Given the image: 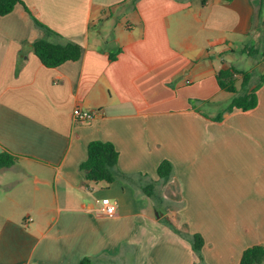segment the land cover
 <instances>
[{
  "label": "crops",
  "instance_id": "obj_1",
  "mask_svg": "<svg viewBox=\"0 0 264 264\" xmlns=\"http://www.w3.org/2000/svg\"><path fill=\"white\" fill-rule=\"evenodd\" d=\"M23 1L30 12L0 15V153L18 156L0 168V264H240L264 245V82L253 109L202 111L226 107L222 68L252 86L264 74V0ZM126 14L121 34L105 28ZM32 15L81 57L45 66ZM257 54L251 67L236 57ZM76 106L99 113L77 123ZM93 140L119 151L113 183L80 169ZM102 197L115 215L98 213ZM186 225L202 259L174 228Z\"/></svg>",
  "mask_w": 264,
  "mask_h": 264
},
{
  "label": "trees",
  "instance_id": "obj_2",
  "mask_svg": "<svg viewBox=\"0 0 264 264\" xmlns=\"http://www.w3.org/2000/svg\"><path fill=\"white\" fill-rule=\"evenodd\" d=\"M23 4L30 12L23 0H0V15H7L14 10L17 4ZM37 26L45 31V36L33 41L30 46L41 62L47 67H57L69 60H78L82 54L80 43L66 39L62 34L46 25L38 18L33 16ZM51 38V39H50ZM53 38V39H52ZM115 59L114 55L110 56ZM241 79L239 89L237 81ZM252 74L242 71L236 67L222 68L217 74L218 84L221 89L233 94L232 100L219 113L215 119L220 120L225 111L234 109L249 110L258 104L257 91L264 82L262 74L255 85H251ZM18 158L17 155L5 150L0 153V168L11 166ZM119 151L110 141L93 140L88 144V156L80 165L84 171L85 177L93 182L113 183L120 175L118 169ZM173 170V165L169 160H164L158 166L157 172L161 178H169ZM145 192L151 194L154 186L149 184L143 187ZM181 236L188 235L191 238V244L194 252L202 259V248L204 238L200 233H189L188 231L174 227ZM264 263V245L257 244L244 250L240 264H263ZM80 264H92L91 259L83 258Z\"/></svg>",
  "mask_w": 264,
  "mask_h": 264
},
{
  "label": "rangeland",
  "instance_id": "obj_3",
  "mask_svg": "<svg viewBox=\"0 0 264 264\" xmlns=\"http://www.w3.org/2000/svg\"><path fill=\"white\" fill-rule=\"evenodd\" d=\"M127 18H130V14H126L125 16H123V17H121V18H119V19H112L111 20V22L109 23V24H105L104 26H105V28L107 27V26H110L111 27V29H113V31L117 34V35H119V34H121L122 33V28L120 27V25L118 24V21H123V20H125V19H127ZM99 25H101V23H99ZM238 59H241L242 58V60L243 61H245V63L246 64H249V66L251 67L252 66V63H253V61H257V59H258V54L257 55H253L252 57H250V56H248V55H246L245 57H241L240 55H237L236 56ZM248 66V67H249ZM246 69H248V68H246ZM253 77H254V79H258V77H259V74H258V72H254L253 73ZM237 85H238V87H239V89H240V85H241V82H240V84L239 83H237ZM227 95H229L230 96V98H232V94L231 93H227ZM230 98H228V99H230ZM219 101L221 100V101H223V102H221V103H226L225 104V106H227L228 105V103L229 102H226V101H228V99L227 100H225V98H222V96H219V98H217ZM217 99H215V100H217ZM218 109H220V110H218ZM223 110H224V108L222 109L220 106H219V108H217V110L215 109V107H212L211 105H209V103H207V104H205L203 107H202V111L204 112V113H209V114H211V115H216L217 113H221V112H223ZM3 195H4V190L3 189H1L0 190V201L3 199ZM100 204L101 203H99V206H100ZM1 207H0V212H1ZM188 225H186V230L188 231ZM182 230H184V229H182ZM189 232V231H188ZM183 237V239H185V240H187L188 242H191V238H190V236H188V235H183L182 236ZM263 245V244H262ZM193 249V248H192ZM264 264V263H263Z\"/></svg>",
  "mask_w": 264,
  "mask_h": 264
},
{
  "label": "built area",
  "instance_id": "obj_4",
  "mask_svg": "<svg viewBox=\"0 0 264 264\" xmlns=\"http://www.w3.org/2000/svg\"><path fill=\"white\" fill-rule=\"evenodd\" d=\"M97 110L82 108L80 106H76L73 109V118L75 122L85 124L90 122L98 115ZM98 203H101L100 206L96 209L98 213L107 216H113L118 211V204L117 202L113 201L109 197H102L97 199Z\"/></svg>",
  "mask_w": 264,
  "mask_h": 264
}]
</instances>
